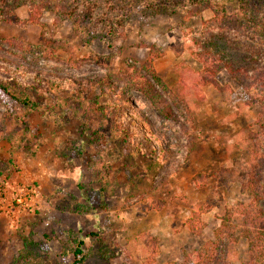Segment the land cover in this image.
<instances>
[{"label":"rangeland","instance_id":"rangeland-1","mask_svg":"<svg viewBox=\"0 0 264 264\" xmlns=\"http://www.w3.org/2000/svg\"><path fill=\"white\" fill-rule=\"evenodd\" d=\"M42 1L47 5L40 25H0L1 52L75 77L104 73L94 62L98 57L108 59L110 73L123 76L127 65L149 64L154 56L150 66L174 114L189 126L194 146L169 175L148 157V143L133 149L108 122L90 123L100 138L98 146L90 144L82 132L84 110L95 93L77 110L42 104L30 118L29 135L0 141V159L12 152L14 162L0 176V264H76L79 243V264H196L194 255L212 240L225 211L251 201L250 175L264 172V79L251 85L245 77L264 73V33L217 32L238 13L246 12L252 22L263 18L264 0H79L80 8L95 12L81 37L71 21L54 25L55 0ZM29 3L0 0L24 21ZM194 8L201 11L192 15ZM48 40L56 43L55 59L40 56L52 47ZM197 44L221 54L238 72L218 71L220 89L200 82L204 67L189 52ZM130 100L142 122L175 143L173 130L146 99L132 91ZM8 106L2 97L0 117ZM205 175L209 183L198 186ZM198 207L205 208V227L195 235L184 221ZM262 208L252 206L256 224ZM249 226L259 248L264 244L259 225ZM235 249L212 264H242L248 242L239 239Z\"/></svg>","mask_w":264,"mask_h":264},{"label":"trees","instance_id":"trees-1","mask_svg":"<svg viewBox=\"0 0 264 264\" xmlns=\"http://www.w3.org/2000/svg\"><path fill=\"white\" fill-rule=\"evenodd\" d=\"M78 1L55 0L52 3L55 10L53 23L59 26L65 21H71L75 34L81 37L86 29L91 26L90 23L94 21L95 12L89 6L80 8ZM90 1L95 3L97 0ZM99 1L109 3L111 0ZM195 4V6H198L199 2ZM45 5L47 3L42 0H30L28 4L29 19L26 21L20 20L10 6L1 5L0 25L2 23L17 26L40 25ZM200 11V8L195 9L192 15H197ZM239 14L224 23L223 26L221 25L217 32L228 31L233 36L264 33V17L252 22L245 18L247 17L246 12H242L245 17H241V14ZM113 33L110 30L109 36ZM47 44L49 47L52 45V47L42 49L39 52L40 56L45 60L55 59L56 43L54 40H48ZM3 49L0 46V100L5 97L9 102V106L0 117V141L12 143L29 135L31 133L30 118L42 104L48 107L59 105L66 109L77 110L79 102L93 92L95 95L87 101L84 110L87 122L82 131L90 144L96 146L100 144L98 131L90 123L94 120L98 123L105 121L112 124L117 132L116 137L122 136L124 142L133 149L137 147L141 150L142 145L148 143L150 151L148 157L154 164L166 166L169 175L173 174L187 161L194 146L191 130L189 126L180 122L174 114L168 102L167 94L163 91L165 88L164 83L155 76L150 66L154 56L149 59V64L127 65L123 76L110 73L108 71V59L98 57L94 62L104 70V73L75 77L50 71L41 66H29L27 63L20 62V60L11 59L6 54L7 50L1 52ZM189 52L204 67L197 74L201 77L200 82L203 84H211L220 89L218 82L215 80L218 71L226 69L231 75L238 73L232 70L233 66L227 62V59L221 58L219 53L204 52L198 44L197 49H189ZM247 74L245 77H250L251 85H255L264 79L262 71L256 70ZM194 90L196 94L199 93L196 88ZM132 91L138 92L148 101L151 108L166 120V123L174 132L175 143L162 139L149 124L140 120L139 113H136V108L130 100ZM101 99H104L103 103H100ZM11 155L6 161L0 159V176L13 167L12 152ZM200 177V183L196 181L198 186H205L209 183L206 175ZM247 183V188H249L247 193L251 201L246 205L239 204L225 211L220 218V225L213 233L212 240L207 241L194 255L196 264H212L219 258L222 261L227 260L230 250L235 249L239 239L248 242V256L242 264H259L264 260V244L258 248V237L254 235L249 226V224L255 226L258 224L259 227H256L257 233L259 232L264 237V208L261 210L262 214L259 215L260 220L257 224V220L250 217L253 204L264 205L263 170L255 171L250 175ZM157 209H161V206ZM204 212V207H198L197 210L191 211L190 216L184 221V225L190 233L195 235L202 233L205 224H203L201 216ZM263 237H259V239L264 240ZM81 245L79 243L75 250L76 264L81 263L83 260Z\"/></svg>","mask_w":264,"mask_h":264}]
</instances>
